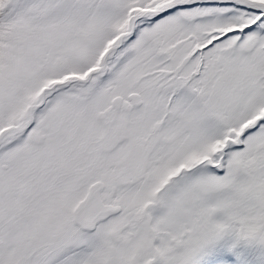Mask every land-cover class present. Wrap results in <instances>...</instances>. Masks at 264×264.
<instances>
[{
  "label": "snow or ice",
  "instance_id": "6c2138e0",
  "mask_svg": "<svg viewBox=\"0 0 264 264\" xmlns=\"http://www.w3.org/2000/svg\"><path fill=\"white\" fill-rule=\"evenodd\" d=\"M264 264V0H0V264Z\"/></svg>",
  "mask_w": 264,
  "mask_h": 264
}]
</instances>
